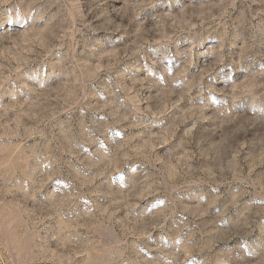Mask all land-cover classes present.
<instances>
[{
	"label": "rangeland",
	"instance_id": "obj_1",
	"mask_svg": "<svg viewBox=\"0 0 264 264\" xmlns=\"http://www.w3.org/2000/svg\"><path fill=\"white\" fill-rule=\"evenodd\" d=\"M0 264H264V0H0Z\"/></svg>",
	"mask_w": 264,
	"mask_h": 264
}]
</instances>
